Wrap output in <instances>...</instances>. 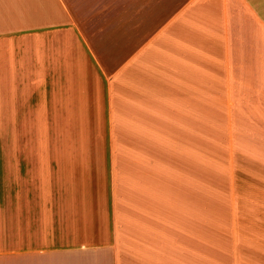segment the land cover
<instances>
[{"label": "crops", "instance_id": "obj_1", "mask_svg": "<svg viewBox=\"0 0 264 264\" xmlns=\"http://www.w3.org/2000/svg\"><path fill=\"white\" fill-rule=\"evenodd\" d=\"M0 264H264V0H0Z\"/></svg>", "mask_w": 264, "mask_h": 264}, {"label": "rangeland", "instance_id": "obj_2", "mask_svg": "<svg viewBox=\"0 0 264 264\" xmlns=\"http://www.w3.org/2000/svg\"><path fill=\"white\" fill-rule=\"evenodd\" d=\"M79 21L81 22V18L77 15ZM82 23V22H81ZM83 31L90 35L84 24L81 25ZM30 147H31V160H36L39 155L41 156V121H31L30 122ZM41 159V158H40Z\"/></svg>", "mask_w": 264, "mask_h": 264}]
</instances>
